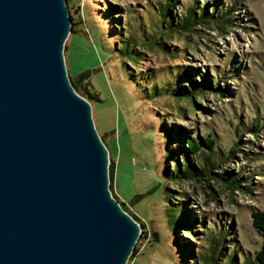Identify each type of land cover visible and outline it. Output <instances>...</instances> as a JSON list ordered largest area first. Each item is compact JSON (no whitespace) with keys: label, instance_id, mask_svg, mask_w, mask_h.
<instances>
[{"label":"rangeland","instance_id":"1","mask_svg":"<svg viewBox=\"0 0 264 264\" xmlns=\"http://www.w3.org/2000/svg\"><path fill=\"white\" fill-rule=\"evenodd\" d=\"M65 3L73 18L63 49L68 78L89 72L78 84L85 97L74 91L90 102L94 126L107 145L110 193L143 231L126 264H180V243L187 248L186 264H203L218 246L223 254L211 264L252 261L262 237L252 227L251 212L264 209V0ZM167 3L174 21L190 10L207 18L158 37ZM142 31L169 51L135 47ZM131 37L140 56L135 66L133 56L122 52ZM175 74L181 86L198 84L192 98L150 94L152 81L161 84ZM167 128L182 136L178 144L212 135L213 150L201 152L209 157V175L205 159L192 156L202 175L166 179L173 167L165 160ZM176 159L181 163L180 155ZM178 208L192 232L169 229Z\"/></svg>","mask_w":264,"mask_h":264},{"label":"water","instance_id":"2","mask_svg":"<svg viewBox=\"0 0 264 264\" xmlns=\"http://www.w3.org/2000/svg\"><path fill=\"white\" fill-rule=\"evenodd\" d=\"M65 0H0V264H126L139 224L67 75Z\"/></svg>","mask_w":264,"mask_h":264},{"label":"trees","instance_id":"3","mask_svg":"<svg viewBox=\"0 0 264 264\" xmlns=\"http://www.w3.org/2000/svg\"><path fill=\"white\" fill-rule=\"evenodd\" d=\"M164 7L166 8L165 9L161 8V12H160L162 22H164V24L161 25L160 29L158 30V37H161V38L170 37L173 34V32H180L182 29H187V28L190 29L194 25L195 22L205 20L207 18V15H204V14L197 15L193 11L190 10L187 12V14L183 18L181 19L178 18V19H175L174 21L173 16L169 12H167L169 10V3L164 5ZM69 17L71 18V21H73L72 16L69 15ZM72 24L73 22L71 23V25ZM72 30L73 28L71 27V31ZM151 36L152 37L148 38L145 35V32L142 31L141 40L143 41L141 43L140 42L137 43L135 47H138V48L146 47V48L152 49V48L159 46L161 51H165V52L169 51V49L165 47L164 44L156 40L155 36H154L155 38H153V35ZM134 42H135V39H133V37H131V40L129 39H127V41L125 40V47L123 48V51H122L127 55L133 56L134 64H132V66H135V64L140 60L139 54H136L134 51L135 48L132 45V43ZM88 76H89V72H82L75 78L69 77V81L73 89L84 97L85 95L83 94L78 84L81 82H84V80H87ZM143 76L145 80L150 77L146 73ZM178 76H179L178 74L172 75L171 78H169L165 82H162L161 84H156L157 82L152 81L150 86H148V89H150V94L154 95V94L163 92L164 94H170L176 100H179V99L187 100V99L192 98L196 88L198 87V84L189 81L187 85L181 86L175 80V77H178ZM204 84L205 85L207 84L208 87H211L209 82L207 83L205 82ZM202 91H203L202 93H205V90H202ZM164 131H165L164 133L167 135V144H168V148L165 152V160L166 162L173 163V167L171 171H168V170L165 171L166 179H168L169 181L175 182L183 177L198 178L199 175H202V173H204L203 170H205V175H209V173L211 172L210 167H208V164H207L209 157L204 158L201 152H202V147H205L209 151L213 150V147L216 142L212 138V135L208 134V136L205 137L203 140L202 139L199 140L197 138H186L185 144H178V141H180V138H182V136H179V135L175 136L173 133L174 130H171L168 128L164 129ZM101 139L103 140L102 136H101ZM104 144L106 145L105 142ZM177 155L178 156L180 155V158H182L181 163L178 159H176ZM192 156L196 157V160H199L200 162L205 159L204 164H203L204 165L203 170L202 168L197 169L194 166L193 162L191 161ZM200 158H203V159H200ZM112 167H113V160H111L110 165H109L110 175L112 173ZM134 198L135 200L138 198L140 199V196L136 195ZM120 205L124 211H126L134 220L137 221L136 216H134L131 212H129L127 207H125L123 204H120ZM184 217H186V213L183 212L182 209L180 210V208H178V211H176V213L171 214L170 221H169V229H171L174 232V234H176L177 231L179 230H183L184 233L192 232L191 224L188 223L187 221L185 222L183 220ZM251 219H252L251 220L252 227L262 237V242H261L259 249H257L254 252V257L252 261H244L242 262V264H264V209L252 211ZM142 233L143 231L140 232L139 239H141ZM219 243L220 241H218L217 244ZM178 246H179L178 248L179 249V257H178L179 262L180 264H184V263L186 264V259H187L186 249L187 248L182 243L178 244ZM219 247L220 246H218V248L216 247L212 249L213 253L210 255L209 259L202 258V260L200 261L203 262V264H211L212 262H214L216 259V256L218 257L221 254H223V249L222 248L219 249ZM135 251H136V244L132 249L131 255ZM230 262L232 264L233 259H231ZM192 264H195V263H192Z\"/></svg>","mask_w":264,"mask_h":264}]
</instances>
